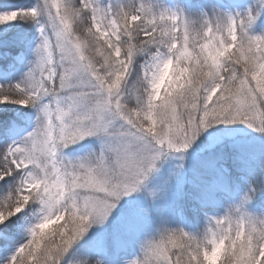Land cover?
<instances>
[{"label": "snow or ice", "instance_id": "obj_1", "mask_svg": "<svg viewBox=\"0 0 264 264\" xmlns=\"http://www.w3.org/2000/svg\"><path fill=\"white\" fill-rule=\"evenodd\" d=\"M259 14L214 6L193 16L157 0L0 5V27L20 22L39 33L28 71L0 83V106L20 109L4 117L6 134L20 138L0 142V264L106 257L151 221L150 209L141 216L134 208L107 231L121 201L142 190L163 158L187 152L220 126L244 125L264 138V35L249 32ZM15 59L23 62V53ZM27 109L35 119L24 135ZM92 138L98 150L66 154ZM210 147L218 149L209 164L213 179L197 186L196 197L207 228H171L161 216L157 234L138 241L141 255L124 264H208L220 245L219 264H264V215L250 211L264 192V148L241 177L239 203L208 215L234 190L228 161L241 153L234 137Z\"/></svg>", "mask_w": 264, "mask_h": 264}, {"label": "rangeland", "instance_id": "obj_2", "mask_svg": "<svg viewBox=\"0 0 264 264\" xmlns=\"http://www.w3.org/2000/svg\"><path fill=\"white\" fill-rule=\"evenodd\" d=\"M187 3L190 4L189 0ZM236 1V0H235ZM160 7L169 8L171 10L179 11L183 10L186 14L197 16L200 12L210 11L212 7H217L221 11L228 12L232 15L231 7L228 5L227 0H207L195 2L198 6L197 10L189 9L185 6L182 8L177 7L173 0H157ZM261 6H264V0ZM194 4V3H193ZM203 4L205 6H203ZM255 4V3H254ZM259 5V4H257ZM262 16V17H260ZM19 22L15 25H6L0 27V36L19 27ZM31 29H33V35L30 39V43L27 48V51L23 53V62H17L15 57L21 55H8L10 58L8 68L12 69L9 77L0 78V83H14L18 81L24 73H26L31 65V62L35 59L34 50L39 44V33L37 28L34 25L29 24ZM250 34L253 35H264V9L260 8V14L249 29ZM20 111L19 106L10 105V106H0V113L7 114L10 117L15 116L16 113ZM24 111L32 112V121L25 125L24 132L22 134L26 135L28 131L32 130L35 119V111L27 109ZM223 130L209 129L205 132L200 139L185 153H172L160 162H158L157 170L153 172L149 178L145 181V184L141 191L132 194L130 197H126L121 201L120 207L113 214L111 222L107 226L108 232H114L119 228V220L122 214L128 212L131 209H137L140 211V215L143 216V209L148 208L151 211L152 219L150 222H147V226L141 227L134 235L128 238V242L120 247L112 249L108 252L107 256L101 259H107L110 261V264H124L125 261H131L136 259L141 255L138 241L147 238L149 235H156L155 226L160 223V217L166 216L168 218V227L173 225V228H176L180 225V228H184L186 231L200 234L207 228V219L199 211L198 205L191 204L189 208L183 207V205H178V199L186 196L191 197L193 193L187 192V187L195 188L199 186V181L208 183L213 177L208 168L205 172L198 173L199 164L197 160L204 154L210 152L212 148L210 147L216 140L221 137H234L236 141L243 145L244 143H253L264 145V138L255 133L253 130L247 128L244 125H235V126H220ZM20 135L14 137L7 136L1 137L0 142H11L12 139H19ZM74 147L70 148V151H66L71 157H77L84 154H87L90 151L98 150L99 142L92 138L85 140L81 144L73 145ZM183 156V159H181ZM241 157V156H239ZM231 158H237L236 155H233ZM230 158V159H231ZM230 161V160H229ZM249 159H245L242 162H238L236 167V173L233 175V178L239 179L238 184L240 193L236 191L234 194H238V199L245 190V185L242 176H247L249 170L256 162H248ZM201 169V168H200ZM155 193V196H153ZM225 203H230V200L227 196L221 195L220 197ZM190 199V198H188ZM187 199V200H188ZM216 206V205H214ZM213 206V207H214ZM180 210H183V214H180ZM250 211L255 214L264 215V206H261L257 200L253 201L250 205ZM221 211L218 209H210L208 215H220ZM176 225V226H175ZM98 231H103V229H94L93 232L97 234ZM27 239V235L24 234L21 237H17L19 242ZM14 247H18V243L15 241ZM13 247V251H14Z\"/></svg>", "mask_w": 264, "mask_h": 264}, {"label": "trees", "instance_id": "obj_3", "mask_svg": "<svg viewBox=\"0 0 264 264\" xmlns=\"http://www.w3.org/2000/svg\"><path fill=\"white\" fill-rule=\"evenodd\" d=\"M176 4L177 7L182 8L183 6L192 9V10H197L198 6H196L195 2L197 0H189L190 4H188L186 0H173ZM199 1H207V0H199ZM263 0H227L228 5L231 7L232 12L234 13V15L236 14H245L247 13V11L250 8H255V9H259L260 8L264 9V6H261V4L263 2H261ZM36 2V0H0V5H5L8 7L11 6H17V5H28V4H34ZM194 3V4H193ZM255 3V4H254ZM259 4V5H257ZM203 6H205L203 4ZM262 17V16H260ZM20 23V22H19ZM33 35V29H31L29 24H24V23H20L19 27L12 29L11 31L3 34L0 36V53L3 52H9L12 55L22 53L24 51H27V48L30 43V39ZM18 39H22L24 41V43L17 47L16 46V41ZM9 57H4L3 55H0V78H5V77H9L10 76V72H12L11 68H8L9 65ZM9 115L7 114H2L0 113V137L6 136V132H5V120L4 117ZM13 116V115H12ZM241 146V153L239 158H231L230 161H228V164L231 167L232 170V183L234 186V190L232 191L231 194L227 195V197L230 200V203H239V199H238V194H234L236 191H238L240 193L239 189V185L238 184V180L239 179H235L233 178V175H235L236 173V167L235 165L238 162H242L245 159H249L248 162H256L259 154L262 150V148H264V145H260V144H256L253 143L251 141V143H244ZM72 148L74 146H71ZM70 147V148H71ZM69 149H66L67 151H70ZM75 148V147H74ZM218 150V149H217ZM217 150H211L210 152L202 155L198 160V164H199V169H198V173L199 172H205V170L209 168V164L210 161L213 159V156L215 154V151ZM201 168V169H200ZM199 186H203L205 183L204 182H200L199 181ZM187 192L193 193V195H191V197H188L190 199H188L186 196L181 197L178 199V205H183V207L189 208L188 206H190L191 204H196L197 205V200L196 197L198 195V187L195 188H190L187 187ZM188 199V200H187ZM259 204L261 206H264V192H261L257 199H256ZM216 206L212 207L211 209L215 208L221 211V214H223V212L226 210L228 203H225L224 201H222V199L220 198V202L215 204ZM171 228H173V225L170 224ZM176 226V225H175ZM180 228V225H178ZM2 227V226H0ZM178 228V227H176ZM93 235H95L96 233L93 232ZM104 256H92L90 258L91 264H94L95 260L97 258H103Z\"/></svg>", "mask_w": 264, "mask_h": 264}, {"label": "clouds", "instance_id": "obj_4", "mask_svg": "<svg viewBox=\"0 0 264 264\" xmlns=\"http://www.w3.org/2000/svg\"><path fill=\"white\" fill-rule=\"evenodd\" d=\"M222 251V245L218 246L217 250L208 257V264H219V258Z\"/></svg>", "mask_w": 264, "mask_h": 264}]
</instances>
